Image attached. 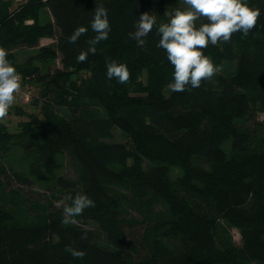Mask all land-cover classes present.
<instances>
[{
  "label": "trees",
  "instance_id": "trees-1",
  "mask_svg": "<svg viewBox=\"0 0 264 264\" xmlns=\"http://www.w3.org/2000/svg\"><path fill=\"white\" fill-rule=\"evenodd\" d=\"M247 2L260 11L248 36L202 50L220 71L172 92L155 26L143 47L129 33L144 13L166 23L181 0H0V49L40 87V115L15 132L0 122V264H264V0ZM96 3L109 39L77 62ZM113 60L126 83L107 78ZM38 179L45 202L26 194ZM78 193L95 207L64 225Z\"/></svg>",
  "mask_w": 264,
  "mask_h": 264
},
{
  "label": "clouds",
  "instance_id": "clouds-1",
  "mask_svg": "<svg viewBox=\"0 0 264 264\" xmlns=\"http://www.w3.org/2000/svg\"><path fill=\"white\" fill-rule=\"evenodd\" d=\"M183 8L166 11V23L157 24V17L151 13L139 16L134 24L135 31L129 37L136 41L138 47H143L148 35L155 26L159 37L156 47L166 52V59L173 66V83L168 87L172 92L201 87L203 80L211 79L220 71L219 66L202 52L209 44L230 41L234 33L247 37L256 26L260 16L258 9L248 6L247 0H181ZM206 23L197 24L201 19ZM91 29L96 33L88 40L89 47L76 58L77 62H84L89 53L95 54L96 45L109 39L111 26L109 9L103 4H97L91 19ZM88 31L85 26L77 27L67 37L69 44H74ZM107 78L117 79L119 83H126L129 70L126 65L113 60L107 64ZM21 87L20 75L15 66L7 59L5 50L0 49V118L4 117L8 109L15 102V93ZM70 206L63 210L61 223L67 225L69 218L83 214L85 209L95 207V202L87 195L78 193L74 197L68 195ZM67 252L74 259H81L85 253L72 246H65Z\"/></svg>",
  "mask_w": 264,
  "mask_h": 264
},
{
  "label": "rangeland",
  "instance_id": "rangeland-1",
  "mask_svg": "<svg viewBox=\"0 0 264 264\" xmlns=\"http://www.w3.org/2000/svg\"><path fill=\"white\" fill-rule=\"evenodd\" d=\"M14 3L15 2H25L26 0H13ZM16 7H18V5L15 3ZM52 42H54L53 38H43L41 40V44L42 45H48L51 44ZM29 51H33V50H29ZM58 67H61V64H57ZM147 74V73H146ZM146 74H144L143 76L141 75V77L139 78L140 81L145 82L146 81ZM31 77H29L27 79L28 85H26L23 90L25 92H27L30 96V100L26 101L24 97H21L20 101H16L13 103V105L8 109L6 115L2 118H0V122L3 123V126H5L9 131L15 132L20 130L21 128V124L24 121H27L29 119V115L32 114H38L40 115V106L36 103H34V99H38L39 98V91H40V87L36 84H34L32 82ZM136 93V92H135ZM32 97V99H31ZM260 120L264 121V113L260 114ZM117 135V140L118 141H125L126 138L124 137V135L122 134V132L117 131L116 132ZM68 167V170L70 169L69 166V162H66L65 165V169L62 171V173H64L66 171ZM50 180V179H49ZM27 191V195L29 199H39L41 202H45L47 200L46 195L50 194V191H47L45 189V185L43 182L39 181V179L33 184L32 187H28V189H26ZM49 193V194H48ZM27 220H31L30 218H28ZM232 235L234 238V241L237 244L241 243V235L240 232L237 228H233L232 229Z\"/></svg>",
  "mask_w": 264,
  "mask_h": 264
},
{
  "label": "built area",
  "instance_id": "built-area-1",
  "mask_svg": "<svg viewBox=\"0 0 264 264\" xmlns=\"http://www.w3.org/2000/svg\"><path fill=\"white\" fill-rule=\"evenodd\" d=\"M19 75H20V79H21V87H20V89L15 93V97H16L15 100L18 102V101L21 100V97H24L26 101H29V100H30V96H29V94L23 90V88H24L26 85H28L27 79H28L29 77L25 76V75L22 74V73H19ZM29 80H30V79H29ZM31 99H32V97H31Z\"/></svg>",
  "mask_w": 264,
  "mask_h": 264
}]
</instances>
